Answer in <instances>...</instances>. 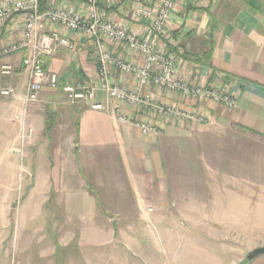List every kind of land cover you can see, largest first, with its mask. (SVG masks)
Masks as SVG:
<instances>
[{"label": "crops", "instance_id": "obj_1", "mask_svg": "<svg viewBox=\"0 0 264 264\" xmlns=\"http://www.w3.org/2000/svg\"><path fill=\"white\" fill-rule=\"evenodd\" d=\"M138 1L98 0V7L116 23L140 34L149 33L148 20H138L134 15ZM59 2L79 9L84 4L83 0H53ZM147 2L152 4L153 0ZM11 27V22H0V63L13 65V74L4 84L14 89L10 96L0 97V113L16 118L23 108L27 73L22 66L23 52L2 54V48L18 37ZM69 35L74 49L60 48L44 57V68L56 73L61 83L94 85L95 48L86 37ZM150 39L158 48L175 55L177 73L185 81L221 89L234 96L237 104L226 108L210 100L149 88L158 103L202 119L159 117L120 103L123 114L162 127L157 134H142L133 124L115 117V101L108 100L100 90L95 95L98 102L107 103L104 110L86 104L72 106L60 89L44 87L40 102L63 106V118L59 122L60 117L54 114L58 120L54 123L37 112L35 105L27 108L26 116L38 143L45 137L39 149L50 148L57 160L56 182L77 183L78 189L69 193L82 200L83 208L93 206V215L97 213L95 190L99 194L108 191V196L102 195L111 200L106 203L111 209L109 214L135 215L136 222L141 212L153 211V206L166 196L186 197V185L195 184L192 190H200L198 184L204 182L198 173L200 159L206 156L204 151L216 148L223 136H227L228 143L237 142L230 137L232 132L247 135L248 139L250 135L264 139V0H177L167 34H151ZM110 50L125 59L137 58L125 45L110 46ZM209 50L208 64L195 61V55ZM113 80L128 89L135 88L131 76L116 70ZM116 199L126 206L117 208ZM148 208L151 210L147 212Z\"/></svg>", "mask_w": 264, "mask_h": 264}, {"label": "rangeland", "instance_id": "obj_2", "mask_svg": "<svg viewBox=\"0 0 264 264\" xmlns=\"http://www.w3.org/2000/svg\"><path fill=\"white\" fill-rule=\"evenodd\" d=\"M33 105L54 123L63 118V106L40 97ZM26 110L0 113V264H264V255L246 259L264 245L262 137L232 132L237 142L228 143L223 136L200 159V190L188 184L186 197L170 194L135 222L109 214L108 191L95 190L93 215L69 193L77 183L56 182L57 160L39 149L45 137L39 144Z\"/></svg>", "mask_w": 264, "mask_h": 264}, {"label": "built area", "instance_id": "obj_3", "mask_svg": "<svg viewBox=\"0 0 264 264\" xmlns=\"http://www.w3.org/2000/svg\"><path fill=\"white\" fill-rule=\"evenodd\" d=\"M83 1L84 7L79 9L62 2L53 3V0H0V22H11V28L18 32L17 39L2 48V54H24L22 66L27 73L23 98L25 109L37 103L43 88L48 87L51 90L60 89L70 104L84 102L92 109L104 110L107 103L96 100V90H100L108 100L115 101L112 112L118 120L133 124L142 134H157L162 130L159 124L123 114L120 103L159 117L202 119L190 112L158 103L149 91V88H155L166 93L210 100L226 108L236 106V99L231 94L218 88L189 83L181 78L177 73L175 55L158 48L150 39L151 34H167L177 0H153L152 4L147 0H139L135 3V17L149 22L150 31L145 34L106 17L98 7V0ZM69 34L86 37L95 48L97 80L94 85L61 83L56 73L44 68V57L52 56L60 48L74 49L75 43ZM120 45H125L133 52L137 60L125 59L110 50V46ZM115 70L131 76L135 88L128 89L116 83L113 80ZM12 74V64L0 63V97L13 94V87L4 84Z\"/></svg>", "mask_w": 264, "mask_h": 264}, {"label": "water", "instance_id": "obj_4", "mask_svg": "<svg viewBox=\"0 0 264 264\" xmlns=\"http://www.w3.org/2000/svg\"><path fill=\"white\" fill-rule=\"evenodd\" d=\"M260 255H264V245L263 246H258L252 250H249L246 254V259L247 260H252Z\"/></svg>", "mask_w": 264, "mask_h": 264}, {"label": "trees", "instance_id": "obj_5", "mask_svg": "<svg viewBox=\"0 0 264 264\" xmlns=\"http://www.w3.org/2000/svg\"><path fill=\"white\" fill-rule=\"evenodd\" d=\"M42 6H43V4H42ZM194 59L198 63L208 64L209 60L211 59V52L209 50V51L204 52L202 54L195 55ZM47 129H49V128L47 127Z\"/></svg>", "mask_w": 264, "mask_h": 264}]
</instances>
